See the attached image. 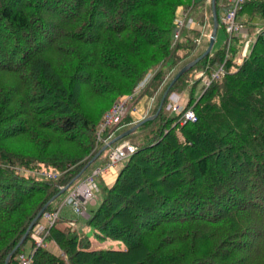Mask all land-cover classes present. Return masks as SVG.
Listing matches in <instances>:
<instances>
[{
    "label": "trees",
    "instance_id": "trees-1",
    "mask_svg": "<svg viewBox=\"0 0 264 264\" xmlns=\"http://www.w3.org/2000/svg\"><path fill=\"white\" fill-rule=\"evenodd\" d=\"M190 3L210 32L208 0H0V264L123 139L135 149L112 182L97 178L92 235L58 218L45 238L62 253L40 244L31 264H264V26L238 66L235 36L227 54L222 40L171 84L167 93L188 90L194 121L180 123L165 96L155 117L90 161L140 120L127 112L97 132L120 94L158 66L141 93L153 114L174 74L205 49L208 36L185 27L170 45L175 11ZM235 17L247 30L264 25V0H244ZM196 69L210 77L200 93ZM106 239L123 245L91 246Z\"/></svg>",
    "mask_w": 264,
    "mask_h": 264
},
{
    "label": "built area",
    "instance_id": "built-area-1",
    "mask_svg": "<svg viewBox=\"0 0 264 264\" xmlns=\"http://www.w3.org/2000/svg\"><path fill=\"white\" fill-rule=\"evenodd\" d=\"M243 1L244 0L219 1L221 6L220 19L226 33L224 39L226 54L229 51L230 41L233 37L237 36L242 39L232 58L235 66H238L243 58L247 56L250 50V45L254 42L256 35L263 30L264 26L263 24L256 23L253 29L247 30L245 26L236 19L235 15L237 7ZM192 9V3L185 7H178L173 18L171 46L177 44L184 27L197 30L201 34H204V25L194 16ZM206 35L209 36V33ZM157 69L158 66L150 68L144 73L131 92L119 95L114 100L112 105L103 114L102 120L98 126V133L106 126L118 123L127 112L131 113L136 109V102L141 98L143 88L150 81ZM222 71V65H219L212 71L211 76H219ZM194 76L199 77L200 82L204 86L210 81V77L201 69L195 71ZM186 103L187 97L185 96V92H171L167 96L165 109L168 110L169 113L177 116V120L180 123H183L186 120L194 121L195 113L191 107H187ZM134 149L135 146L130 140L123 139L119 141L115 146H112L109 149L107 159L103 165L94 167L88 174L73 184L64 195L61 203L55 209L42 212L40 218L32 225L29 232V239L32 241L33 248L43 244L48 227L53 225V223L60 217V208L63 205H69L77 215H84L86 205L90 201L95 200V192H97L98 189L97 178L105 176L112 168H115L120 161L131 154ZM41 174L49 176L55 175L53 171L42 172ZM68 224L70 226L74 225L75 221L70 219L68 220ZM32 251L33 250L29 252H19L16 259L12 261L11 264H31Z\"/></svg>",
    "mask_w": 264,
    "mask_h": 264
},
{
    "label": "rangeland",
    "instance_id": "rangeland-1",
    "mask_svg": "<svg viewBox=\"0 0 264 264\" xmlns=\"http://www.w3.org/2000/svg\"><path fill=\"white\" fill-rule=\"evenodd\" d=\"M220 1V0H219ZM239 6L240 5H238V8H239ZM180 7H183V6H180ZM206 7H207V9L209 10V8H210V5L209 4H207L206 5ZM200 8H201V5H200V3H198L195 7H194V10L192 9V13L194 14V16L198 19V12H199V10H200ZM178 9V8H177ZM177 11V10H176ZM176 11H175V13H176ZM195 12V13H194ZM219 15H220V13H219ZM174 16H175V14H174ZM174 18V17H173ZM203 31H204V34L203 35H206L207 33H209L207 30H206V25L204 26V28H203ZM203 31H202V33H203ZM207 36V35H206ZM225 37H226V33H225V31H224V28H222L221 26H219L218 27V30H217V33H216V35H215V40H214V42H213V45H212V49L214 50V49H216L217 47H218V45H220V43L222 42V40H224L225 39ZM201 46H199V48H200ZM149 70V69H148ZM147 70V71H148ZM195 71H197V69L196 70H194L193 72H192V74L194 75L195 74ZM204 85L200 82V83H198L197 84V86H196V91H197V93H198V91H199V93H200V91H201V89H202V87H203ZM171 92H175V91H169L168 93H167V95H165V96H168V94L169 93H171ZM181 92H185V96L186 97H188V90L187 89H184L183 91H181ZM180 93V92H179ZM123 94H125V93H123ZM120 95H122V94H120ZM143 101L145 102V105L146 106H148V104L150 103V105L152 104V97L151 96H147L146 94H143V95H141V98L136 102V109L137 108H139L138 109V114H140V118L139 119H142L143 117H145V114H146V112H145V109H146V107L144 108L143 107V105H142V103H143ZM166 103V102H165ZM135 109V110H136ZM134 110V111H135ZM148 110V109H147ZM140 111V112H139ZM132 113V112H131ZM150 115V114H149ZM129 140V139H128ZM107 151H104L103 152V154H102V157L105 155V153H106ZM106 161V160H105ZM105 161H104V163H105ZM96 162H100V159H99V161L97 160ZM103 163V164H104ZM103 164H101V165H103ZM98 166H100V165H98ZM42 173V172H41ZM97 192H95V196L97 197V194H96ZM95 197V198H96ZM58 199H60V198H58ZM69 206V205H68ZM70 207V206H69ZM86 207H87V205H86ZM93 207V206H92ZM64 208H66V207H63V209ZM71 208V207H70ZM88 209H91V208H89L88 207ZM85 210H86V208H85ZM90 211V210H89ZM89 211H85V214L84 215H77L72 209H70V210H66V213L67 214H71V215H73V217H75V216H77V217H85V215L87 216V213H89ZM87 212V213H86ZM86 218V217H85ZM75 225L76 224H74V225H71V227H74L75 228ZM77 230H85L89 235H92V232H91V229L88 227V226H83L82 228L81 227H78L77 228ZM45 242L46 243H48V239H46L45 240ZM100 243V247H112V248H119V247H122V242L120 241V240H117V239H106V240H104V241H100L99 242ZM22 249L24 250V252H28L30 249H31V245H30V240L29 239H27L25 242H24V244H23V247H22ZM22 250V251H23ZM51 250H53L54 251V249L51 247Z\"/></svg>",
    "mask_w": 264,
    "mask_h": 264
},
{
    "label": "water",
    "instance_id": "water-1",
    "mask_svg": "<svg viewBox=\"0 0 264 264\" xmlns=\"http://www.w3.org/2000/svg\"><path fill=\"white\" fill-rule=\"evenodd\" d=\"M210 9H211V15H212V27L210 29V32H209V36H208V42H207V45L205 47V49L197 56L195 57L194 59H192L191 61H189L188 63L184 64L175 74L174 76L172 77V79L170 80V82L168 83V85L166 86V88L164 89L160 99H159V102H158V105H157V108H156V111L153 113V114H150V115H147L145 117H143L142 119H140L135 125L131 126L129 129L123 131L122 133L118 134L117 136L111 138L109 141H107L96 153L95 155L90 159V161H92L99 153L100 151H102L103 149H105L106 147L110 146V144L112 142H114L115 140L119 139V138H122L124 135H126L127 133H129L132 129H134L139 123H141L142 121H144L145 119H149V118H153L155 117V115L158 113V111L160 110L161 106H162V103H163V100L165 98V95L169 89V87L171 86V84L174 82V80L181 74L183 73L187 68L191 67L195 62H197L200 58H202L204 55L208 54L209 51L211 50V47L213 45V42H214V37H215V34H216V29H217V18H216V11H215V3H214V0H210ZM81 171L76 175V177H78L80 175ZM69 184L63 186L60 188V190L62 191L63 189H65ZM41 211L42 209L38 212L37 214V217L41 214ZM30 227V226H29ZM28 227V229H29ZM27 229V231H28ZM27 231L25 232V234L27 233ZM24 234V236H25ZM23 236V237H24ZM22 237V238H23ZM22 238L18 241V243L15 245V248H17V246L20 244V242L22 241ZM8 263V260H7V257L4 261L3 264H7Z\"/></svg>",
    "mask_w": 264,
    "mask_h": 264
},
{
    "label": "crops",
    "instance_id": "crops-1",
    "mask_svg": "<svg viewBox=\"0 0 264 264\" xmlns=\"http://www.w3.org/2000/svg\"><path fill=\"white\" fill-rule=\"evenodd\" d=\"M142 105H143V107L145 108L146 107V109H145V112L147 111V109L151 106L150 105V103L148 104V106H146L145 105V102L143 101V103H142ZM138 109L139 108H137L135 111H133L132 113H129L130 114V116H131V119L132 120H138L140 117V114H138ZM140 112V111H139ZM108 154V151L105 153V157H106V155ZM103 156V158L102 159H100V162L99 163H97L96 165H94L93 167H96V166H98V165H101V164H103L104 163V161L106 160L105 159V157ZM119 166H121L120 164L119 165H117L115 168H112L105 176H103L102 177V179L106 182V183H110V182H112L113 181V179L115 178V176H116V173H117V171H118V169H119ZM96 200H97V197L95 198V200L94 201H90L88 204H87V207H85L86 208V210L85 211H89L90 209H88V207L89 208H92V206H94L95 205V203H96ZM63 207H66V208H64L63 209ZM71 208L68 206V205H63L61 208H60V217H59V221L58 222H60V223H63V224H65L66 222L65 221H67V220H70V219H73L74 221H75V228L77 229L78 227H83V226H86L85 225V217H86V215H85V217H77V216H75V217H73V215H69V214H67L66 213V210H70ZM87 213V212H86ZM87 215H88V213H87ZM47 238H45L44 239V244H45V246L49 249V250H51V247L54 249V251L53 250H51L52 252H54V253H61V250L59 249V247L57 246V244L52 240V239H48V243H46L45 242V240H46ZM30 240V239H29ZM102 241H104V240H102ZM100 241H98V240H93V242H92V244H91V246L92 247H100L99 245H100V243H99ZM30 245H31V249L29 250V251H31L32 249H33V245H32V241L30 240ZM23 250V249H22ZM24 251V250H23ZM28 251V252H29Z\"/></svg>",
    "mask_w": 264,
    "mask_h": 264
}]
</instances>
